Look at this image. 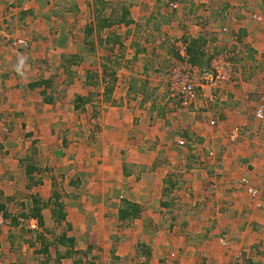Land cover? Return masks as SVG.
<instances>
[{"label": "rangeland", "instance_id": "374dc122", "mask_svg": "<svg viewBox=\"0 0 264 264\" xmlns=\"http://www.w3.org/2000/svg\"><path fill=\"white\" fill-rule=\"evenodd\" d=\"M94 1L0 0V3L5 5L4 7L1 5L4 11L1 9L3 12L0 13V191L8 192L7 199L13 198L7 201L6 209L10 218L6 222V227L0 232V250L5 243L6 246H11L18 241L20 244L16 247L15 253L22 254L23 249L28 248L29 244L24 239L33 240L35 235L23 231L21 227L19 232L14 230L15 225L19 223L16 217H21L30 211L33 201L28 199L27 195H35L42 191L47 194L51 183L53 191L65 195L67 192L75 193L77 186L71 185L72 181H80L77 193L82 191L81 199L60 196L64 205L81 212L80 207L87 210V207L95 205V200L90 199L89 191L100 188L110 192V199L114 206L118 202L123 205L124 200L129 198L133 202L138 199L141 207H148L149 203L157 202L160 197V191L156 185L168 179V182H176V188L168 194V199L164 200L175 201V216L159 214L156 220L160 221L159 224L155 227H153L154 222L149 225L150 229H145L147 234H144V237L141 230L134 229L127 231L122 239L111 234L112 236L106 242L101 239L103 242L101 250L95 249V253H89V255L85 254L86 246L90 244L89 240L93 234H99L96 230L89 235L84 234L82 227H78L75 232L66 231V227L52 226L48 220L46 221L49 224L47 229L54 231V236L47 234V237L55 240V236H61L67 232L68 236L76 238V250L79 254L66 257L65 264H74L79 260L83 261V264H152L153 257H156L154 262L156 259L159 260V264H196L198 255L193 257V253L190 255L191 252L187 250L198 247L197 245L202 243L203 239L205 243H210V249H207L209 253H213L218 248L221 249L220 256L214 254L211 256L214 260L221 261V264H264V138L260 139L259 130V134L256 130L250 131L251 126L247 123L251 115L249 113L259 99L256 101V97H253L254 106L246 111L249 110L248 117L243 116L240 119V115L234 113L226 118L229 104L226 103L224 107H221L220 95H218H227V92L234 90L236 83V87H241V90L253 93L255 80H264V58L255 62V55L253 59L249 57L253 49L255 52H264V0H233L234 4L230 6L229 11L231 14L223 16L218 12L215 14L214 11L228 3L224 0H105L113 3L108 10L109 14L111 9L119 7L118 4L129 6L133 24L127 28L115 26L110 30L102 31L100 36L95 31L92 37L86 38V26L93 23ZM176 1H181L183 6L180 7L181 3ZM203 5L207 7V11ZM173 10H176V13H171ZM238 15L251 17L252 25L256 26L255 34L245 37L241 32L231 33L230 21L236 19ZM202 17L210 20L208 23L210 29L202 33H207V36L204 35L208 39L216 40V42H208L210 52L212 49L216 53L220 51L219 56L233 59L239 51L231 53V50L237 46L238 49L244 50L249 60L245 63L242 59L241 62L245 65L232 60V67H237L236 75L232 81L218 89L207 85L201 88L197 83L198 105L205 103L209 97L213 100L209 103L208 114H194L188 111L189 108H181L180 104L172 98L170 84L172 61L161 69L162 65L159 62L163 61L165 64L166 61L162 59L158 61V58L162 57L159 55H165L168 52L169 43L173 42L181 46L185 43L184 39L189 38L185 36L197 35L199 31L195 34V28H200L198 25L201 26V22L204 24ZM186 18L190 21L187 22ZM183 20L188 28L187 35V31L180 27ZM170 27H175L172 34L170 33L172 36H168ZM114 33L122 37L123 48L117 46L111 51L110 45L101 44L100 41ZM153 37L157 38L155 42ZM87 40L94 41V50L87 44L89 43ZM239 40L243 44H240ZM161 45H164L163 48H160ZM244 45L251 48L245 49ZM254 45L258 48L257 50ZM24 48L26 50L20 55L19 50ZM141 49H145V52ZM137 50L141 53L137 54ZM229 51L231 52L227 53ZM71 56H79L83 61L79 65H69L68 58ZM115 58L116 60L118 58L116 62L120 65L117 68L120 81L112 96V102L103 101L101 105L97 92L100 90L102 92L103 86L93 88L88 86L87 80L94 84L96 81L94 74L102 72V65L108 59ZM157 61L158 65H156ZM37 62L40 63L39 66ZM66 65L71 67L67 70L63 68ZM37 69H42V74L38 76L43 75L45 80L52 78L54 74L58 75L54 83L55 86L57 85L56 94L53 95L52 89H49L55 103L49 107L50 110H44L43 96L40 95L41 87L34 91L30 88V84L36 80ZM195 79L198 80V77ZM205 87H209L210 91L203 95ZM168 92L170 98L167 103L164 97L168 95ZM13 95H17L14 102ZM143 95H149L151 103H156L158 116H166L168 127L172 130L166 134L159 133V139H145L144 142L148 147L146 150L134 149L136 153L133 152L128 157L125 156L127 153L118 155L121 156L120 161L127 159L128 163L135 159L137 152H151L148 153L151 155V163L157 157L151 179L142 177V167L137 164L129 162L116 167L115 158H111L113 152L107 157V153L106 155L103 153L102 146L98 145L103 139L101 127L113 125V122L105 121L106 118H104L110 105L117 106L115 110L118 111L119 117L127 116L123 122L125 127L140 126V123L136 125V120L140 118L135 116V113L140 112L144 106H142ZM238 95L240 99L245 96L242 93ZM77 96L84 99L90 97L92 102L82 105L80 109H75ZM24 104L27 105V114L24 112ZM64 104L66 106L61 108ZM67 105H72L73 109ZM63 109L71 113L68 114L66 121L61 119L62 123H59V120L55 122L60 111L65 113ZM147 115L153 117L152 112H147ZM132 118L135 119L133 122H131ZM250 118V122L254 123L253 116ZM115 119L117 120L118 117ZM243 119L245 124L239 125V121ZM194 122L198 123L195 128ZM189 123L191 128H188L190 126L182 128L184 124L190 125ZM255 125L259 129L257 123ZM238 128L245 131L240 140L233 142L230 137ZM184 134L191 143L189 141L190 146L180 149L176 140ZM66 137L75 139L71 144L77 142L78 145L67 147L64 144ZM93 137L99 139L98 143L94 144ZM108 139L110 141V137ZM160 141L167 143L165 145L170 143V147L160 152L150 151L152 148L155 149ZM254 145L259 148L253 149ZM249 149H253V152ZM220 152L225 155V158L221 159V166L225 173L227 167L236 170L240 180L239 182L229 181L226 184L228 187H224L225 184L218 176L217 182L220 186L222 185V188L212 192L213 196L214 193L218 196L210 202L196 204L195 199L206 187L205 182L215 185L213 177L210 179L205 176L214 172L211 170L213 166L209 163V153H213L214 156V153L216 155ZM27 155L32 156L30 163H25ZM130 156L132 158H129ZM250 162L252 164H249ZM30 164L36 168L37 173L31 175L26 173ZM221 166L217 171L222 169ZM244 166L249 169L246 174ZM126 174H134V177L128 180ZM25 176L29 179L28 184L42 181L44 187H36L31 192H26ZM243 177L248 179V186L253 190L250 195L246 187L241 184ZM151 186L152 190L149 192ZM243 191L247 192V197ZM82 199H85L87 203L83 204ZM191 206L198 211L189 214L190 219L186 222H195L196 229L187 228V232L182 228L171 231L169 225L171 217H177V224H180L181 211L185 210L184 207L190 210ZM209 206H215L217 209L214 212V208H208ZM186 214L184 217L187 218ZM101 216L99 212L88 214L85 218H89L87 220L89 227L95 226L97 218L99 220ZM20 224L26 223L20 222ZM184 232L187 235H184ZM148 236L156 239L154 243L151 242V249H153L152 256L149 258L151 262L142 258L135 259L136 255H140L142 243L147 245ZM179 239L182 240L178 242ZM216 242L219 246L213 249L211 245L214 247ZM50 248L52 259H57L55 256L58 249L55 246ZM60 248L65 256L68 249ZM249 250H253L254 255ZM60 255L58 254V258ZM184 255L183 262L180 257Z\"/></svg>", "mask_w": 264, "mask_h": 264}, {"label": "crops", "instance_id": "0c3cea01", "mask_svg": "<svg viewBox=\"0 0 264 264\" xmlns=\"http://www.w3.org/2000/svg\"><path fill=\"white\" fill-rule=\"evenodd\" d=\"M224 1L228 2V3H225V4H230L228 6V9L226 10L227 12L225 14H231V13H229V11L231 10L230 6H232V4H234L233 0H224ZM176 2H178L179 4L181 3L180 7L183 6L181 1H176ZM14 4L16 5L17 3L15 2ZM1 5L3 7L5 6L4 3H2V2L0 3V7H1ZM203 7H206V6L203 5ZM1 9L3 10V8L2 7L0 8V13L4 11V10L2 11ZM220 9L221 8L219 7V13H220L221 16H223L224 13H222L220 11ZM18 10L20 11V9H18ZM23 10L26 11L27 9H23ZM205 11H207V7H206ZM171 13H176V10H173V12H171ZM206 14H208V13H206ZM202 18H203L204 24H202V22L200 21L201 22V26L198 25L199 22L197 24L200 28H195V32H194L195 34H196L197 31H199L197 33V35L185 36V37L198 38V37L203 36L204 34L207 35V33H202V32L210 29V25L208 24L210 20L208 18H206V17H202ZM186 20H187V22L190 21L187 18H186ZM251 21L252 20H251L250 16L246 17L244 15H238L236 19H234L233 21H230L232 23L231 24L232 25L231 26V33L235 34V32H241L245 37H248L251 34H255V29L254 28H256V26L252 25ZM185 23L186 22L183 20V24L180 25V27H182L184 30L187 31L186 32V35H187L188 34V28L185 26ZM170 28H171V31L169 32L168 36H172L171 34L175 30V27H170ZM260 35H262V33H260ZM168 36H167V38H169ZM241 44H243L242 41H241ZM163 46L164 45H161L160 48H163ZM254 48H255V50L258 49L255 45H254ZM254 55H255V57H254L255 62H258L260 60V58L261 59L264 58V52H261V51H256L253 54V56ZM159 56H162V57H159L158 61L161 60V59L162 60H165L166 58L168 59V57H165L164 54L163 55H159ZM158 61L156 62V65H158ZM245 63H246V61H245ZM159 64H161L162 67H163V65L165 66L163 61H160ZM239 68H241V67H239ZM196 69H198V68H196ZM256 83H258V84H256ZM236 85H237V83H236ZM236 85L234 86V90L233 91H229V92L226 93L227 95L224 96V94H218V95H220L219 96L220 97L219 105L221 107H224L226 103L229 104V110L225 114L226 118H228L229 116H232V115H234V113H236V114L240 115V119H242L243 116L244 117H248L247 113H249L250 108H253L255 100L257 101L259 96L262 95V93H264V80H260V79L255 80V86H254V92L253 93H251V91L249 92L248 90H243V89L241 90V87H239V86L236 87ZM208 88L209 87H205L204 88L205 91L203 92V95H204V93L208 92V90H209ZM212 92H214V91H212ZM214 93L216 94V92H214ZM238 93H242L245 96L240 99V98H238L239 97ZM254 96L256 97L255 100H253ZM16 97H17V95H13V98H12L13 102L15 101ZM164 98H166L165 100L168 103V100L170 98L169 92H168V95L165 96ZM99 99L101 100L100 104L103 105V101H104L103 97H101V98L99 97ZM212 100H213V98L209 97L206 100V102L205 103H201V105H198V101H197L194 106L189 108L188 111H191L194 114L195 113H197V114H199V113L208 114L209 113L208 108L210 107L209 103H212ZM252 100L254 101L253 104H252ZM149 101H150V99L147 100L146 96L143 95L142 106L143 105L144 106H143V108H142V110L140 112L135 113V116H138V118H140L139 120H136V125H138V123H140V126H138V127H129V126L125 127V125H123V122H124V120L127 119V116L119 117L118 111L115 110V109H117V106L116 105H112V106L110 105V108H109L107 114H104V112H103V114H104V118H106L105 121L109 120V122H111V123L113 122V125L102 126L101 128L103 130V135H102L103 139L100 140V143H98L99 139L97 140V137H93V142H94V144L98 143V145L100 144V146H102L103 153H104V155H106V153H107V155H106L107 157H109L111 155V152H113V154H112L113 156L111 158H115L116 164H114V165L116 167H118L120 164L121 165H126L129 162L137 164V165L142 167V172H141L142 173V177L151 179L152 175L154 174L155 162H157V157H156L154 159V161H152L154 164L151 163V161H150L151 160V155H148V153H151V152H147V151L146 152H139V153L137 152L135 159L133 161H128V163L126 162L127 159L125 161L124 160L120 161L119 157H121V156L118 155V154L122 155V154H126L127 153L125 156L128 157L131 153L134 152V149H136V151H138V150H146V148H148V147L146 146V144L144 142L145 139H151V140L159 139L158 138L159 133L166 134V132L169 133V130H172L171 128L168 127V122H166V119H165L166 116H164V115L161 116V117L158 116L159 113H158V109L156 107V103L153 104V103H151V101L150 102ZM44 105H45V109L44 110H50L49 107H52V105H47V104H44ZM148 105H149V107H148ZM65 106L66 105L64 104V105L61 106V108H64ZM67 107H71L73 109L72 105H69ZM26 108H27V105L24 104V109H25L24 112H25V114H27ZM149 108H150V110H149ZM248 108H249V110H248V112H246ZM63 110L65 111V113L63 111H60V113L58 114L57 118L54 120L55 122L57 120H59L60 122L59 121L58 122L62 123L61 119H62V121H66V118L68 117V114L71 113V112L69 111V113H68V112H66L65 109H63ZM252 110L249 113V114H251L249 116L250 117L253 116V122L254 123L250 122V120H251L250 117H249V120H248L247 123H249L250 125L249 124L248 125L251 126L250 127L251 128L250 131L256 130V133H257L258 130H259V132H260L259 136H260V139L262 140L264 138L263 135H262V124H260L258 121H256V119H254V114H253L254 112ZM51 112L53 113V110H51ZM147 112L148 113L152 112V116L153 117H151L150 115H147ZM222 113H223V111H222ZM117 117H118V119L116 120L115 118H117ZM119 119L121 121H119ZM134 120L132 118L131 122H133ZM147 122L149 124H147ZM240 123H244L245 124L244 119L239 121V125H241ZM256 123H257L259 129H257V127H255ZM196 124H198V123L194 122V124H193L194 128H195ZM236 124H238V122ZM188 126H190V127H188ZM99 127H100V125H99ZM185 127L191 128V124L190 125L184 124L182 128H185ZM60 129H61V127H60ZM259 132H258V134H259ZM109 137H110V141L108 139ZM74 140L75 139H68V137H66L64 139V144L67 147L69 145L74 147L75 145H78L77 142L71 144L72 142H74ZM161 141L156 145L155 149L152 148V150H150V151L157 150V151L160 152L162 149H168L170 147V143L168 145H165L167 143L164 144V142H161ZM176 147H177V145H176ZM179 148L180 149H184L185 147H179ZM254 148H259V147L254 145L253 149ZM253 149H249V150L251 152H253ZM134 153H136V152H134ZM160 154H162V153H160ZM27 156L25 158H27ZM132 156H134V155H132ZM132 156H130L129 158H132ZM209 156H210V158H208L209 159V163L213 166V168L211 170H214V172H211L210 174H205V176H207L206 178H210V179L214 178L215 179V181H214L215 185H213V183L210 184V182L209 183L205 182L206 187H204V190L201 191V195H199V197H197L195 199L194 203H196V204H200L201 202H203V203L204 202H210L211 199H214L215 197L218 196L216 193H214V196H213V193H212L216 189L222 188L221 187L222 185L220 186V184L217 182L218 176H220V181L222 180V183L225 184L224 187H228V185H226V184L229 181H231V182H233V181L239 182V180H240V177L239 178L237 177L238 174H237L236 170H232V169L227 167L226 173H225L224 168H222V166H221V162L225 158V155L222 152L216 154L215 156H213V153H209ZM212 157H214V158H212ZM101 160H103V159H101ZM257 160H254V161H257ZM252 162H250L249 164H252ZM220 166H221L222 169L220 171H217L218 168H220ZM244 168H245V174H246V172L249 171V169L246 166H244ZM239 169H242V168L239 167ZM240 173H241V171H240ZM125 176H126V178L128 180H131L134 177V174H131V175L130 174H126ZM221 177H222V179H221ZM141 180L143 181V179H141ZM166 180L167 179H165L164 181L162 180L160 182V185H156L157 189H159V191H160V197H159V199H157V202L153 201L152 202L153 204L149 203L148 207L147 206L146 207H141L140 206L141 214H142L141 218L139 220H133L132 223H129V225L131 224L130 227L126 228L125 230L123 228L119 227V225L117 223L119 210H120L122 205H120V203L118 202V204L114 206V204L112 203L113 202L112 199H110V192L105 190V188H103V189L100 188L99 190H97V189L90 190L89 191V194L91 196L90 199H94L95 200V205H92L91 207H87V210H85V209L80 207V210H82L81 212L79 210L74 211L73 209L68 208L66 206V204H65V212L67 214L66 222H67V224L69 223V225L71 226V230L70 231H74L75 232V230L78 229V227H82L81 229L83 230L84 234L89 235V233H91L92 231L96 230V232H98L99 234L95 233V234H93V236H96V237H100L101 236V237H103V241H105V242L110 236H112L111 234H114V235H116L117 238L122 239L124 237L125 233L127 231H129L130 229H134V230H137V231L141 230L142 231L141 234L144 237V234H147L145 232L146 231L145 229L146 228L148 230L150 229L149 225H151L153 222H154L153 223V227H155V225L159 224L160 221H156L158 219V215L159 214H163V215H165V214H173L175 216V211H174L175 201L174 200H171V201L163 200L165 198L168 199L167 198L168 195L165 194V191H167V185L165 183ZM25 181L27 182L26 192H31L33 190V188H36V187H44L42 185H39V186H34L33 188L29 189V186L31 185V182L28 184L29 179H26V176H25ZM79 183H80V181H78V180H76L74 182L72 181V183H71V185H73L74 187L77 186V189H75V193L74 192L73 193L67 192L65 195L64 194L61 195V193H58V194L61 195L62 197H65V198H75V200H78V198L81 199V195H82L81 192L82 191L80 193H77L78 192V188L80 186ZM45 186H46V183H45ZM239 187H241V186H239ZM46 188H48V187H46ZM52 188H53V185L51 183V186L47 190V192H48L47 194H46V192L44 193L42 191V193L41 192H37L35 195H27L26 197L28 199L32 200V201H34L35 198H36L37 200L42 201L44 203L43 205H46L48 203V201L50 200L52 193L55 192V191L52 190ZM90 188H91V186H90ZM151 188H152V186L149 188V192L152 190ZM91 189H94V188H91ZM243 192H244V194L247 197V192L246 191H243ZM7 193H5V191H0V204L5 206V207L8 206L7 201L13 199V198H10V199L8 198L7 199V196H8ZM90 199H88L89 203H90ZM82 200H83L82 201L83 204L87 203L85 199H82ZM124 201H129V202H132V203H136L138 205L140 203L138 199L135 200V202L130 201L129 198L125 199ZM154 202H155L156 205L154 204ZM166 205H168V207H166ZM33 206H34V204L32 203V205L30 207L32 208ZM31 208L29 210H31ZM184 208H185V210H182L181 213H180V216H182V217H179L180 224H177L178 223L176 221L177 217H171L170 224H169L170 228H171V231H175L176 229L181 230V228H182L184 231L187 232V228H189V230L196 229L195 222L191 221L190 223H187L186 221L190 219L189 214L198 211L197 208L192 207V206H191L190 210L189 209L186 210L187 207H184ZM208 208H214V212L217 209L215 206H209ZM43 212L46 215L45 219H44L46 228L49 227V224L46 223V221H48V220L52 223V226L53 225L59 226L57 223L54 222V220L51 217V214H49L51 212V207L49 209H44ZM93 212H95V213L99 212L102 216L99 218V220L97 218V220H96V222L94 224L95 226H93V227L90 226L89 227V222L87 223V220H89V218H85V217H87L88 214L93 213ZM186 212H187V214H186ZM185 214H186L187 218L184 217ZM110 220H111V222H110ZM20 227H25L26 229L29 228L31 230H36L38 228V223L35 220L31 219L30 221H27L25 225H20ZM263 228H264V225H263ZM13 229L17 230V232H19V228L18 227H15ZM32 234L34 235L35 233L32 232ZM184 235H187V233L184 232ZM155 240H156L155 237L151 238V237L148 236V239L146 241V244H147L146 246L151 251V256H152V253H153V249H151L152 248L151 242L154 243ZM180 240H182V239H179L178 242H180ZM187 241H189L188 238H187ZM33 242H34V240L32 241V243ZM32 243H29L28 248H24L23 249V253L22 254L15 253L16 249H17L16 247L20 244L19 241L16 242V243H13L11 246L10 245L6 246V243L4 245H2L3 246V248H2L3 257L0 258V260L2 259V264H43V262L45 263L44 254H38L37 252L39 251V249L33 248L32 247ZM189 243H190V241H189ZM144 244H145V242H144ZM209 244L205 243V240L203 239V242L197 245L198 247H193L192 249L188 248L187 251L191 252L190 255H192V253H193V255H192L193 257H194V255H198L197 256L198 260H196V264H206V263L208 264L210 262H212V264L213 263H216V264H221L222 263L221 261H219L217 259L214 260L211 257V256H213V254L217 255V256L221 255V253H220L221 249L220 248H218V249L216 248V247L219 246V243H217V242L214 243L215 244L214 247L211 245V247L213 249H217L213 253H209L207 251V249H210V247H209L210 245ZM255 244H257V243H255ZM255 244H252V245L254 246ZM38 245H40V244H38ZM142 245H143V243H142ZM35 246H37V244H35ZM202 249H204V250L202 251ZM200 251H201V253H200ZM49 252H50V254H52L51 248H50ZM249 252L252 255H254L253 250H249ZM35 253H36V255H34ZM58 254H61L59 257H63L61 259V261H62V264H65L66 261L64 262V260H67V258L66 257L64 258V254L62 252L59 253L58 250H57V255L55 256L57 259H58ZM155 258L156 257H153L151 259L152 264H156V263L159 264V260L158 259H156V262H154ZM184 258H185V255L180 257V259L183 262L185 260ZM151 261L149 260V262H151ZM178 262H179V257H178ZM0 264H1V261H0Z\"/></svg>", "mask_w": 264, "mask_h": 264}, {"label": "trees", "instance_id": "16d2710c", "mask_svg": "<svg viewBox=\"0 0 264 264\" xmlns=\"http://www.w3.org/2000/svg\"><path fill=\"white\" fill-rule=\"evenodd\" d=\"M113 3L110 1H105V0H95L94 4H93V12H94V17H93V23H90L89 25L86 26L85 29V34H86V38L92 37L95 33V31H97L98 36H100L101 32L104 30H110L115 26H122V27H130L133 24V20L131 19V11L129 6L127 5H122V4H118L119 7H117L116 9H111V13H108V10H110V6ZM230 4H225L222 5L220 11L222 13H226L228 6ZM122 6V7H121ZM214 10V9H213ZM215 14H220L219 13V9L217 11H214ZM24 13V12H23ZM207 36V35H206ZM205 35L198 37V38H186L184 39V44L186 45V55H187V59H188V63L191 67L193 68H198V69H211L212 68V64L213 62L218 58L221 57L219 55H221L220 51H218L217 53L212 49V52H210L209 50V46H208V42H216L215 39H208ZM154 42L157 39L156 37H153ZM89 42V40H87ZM176 42V41H175ZM240 44L241 41L239 40ZM101 44L106 43L107 45L111 46V51L114 50L115 47L119 46V48H123V42H122V37L120 35L117 34H110L106 39L103 40V38L100 41ZM165 43V42H164ZM162 43V44H164ZM88 45H90L91 49L94 50V41L90 40L89 43H87ZM169 47H168V52L165 54V57H168V59L166 58L165 61V65L170 64V62L172 61L173 66L175 65V62H181L182 61V55H181V51L180 48L178 47L177 44L175 43H169ZM139 47V46H138ZM243 47H246L245 49H250L251 47H248L246 45H244ZM28 47H26L27 49ZM25 48L22 50H19L20 55L22 53H24V50H26ZM223 50V49H221ZM236 50L239 51V54L237 53V55H235V57H233V59H228V61L231 63L232 60L234 62H241L242 59L244 60V62L248 61L249 58L245 55V52L243 49H238V47H234L231 51L227 52V53H233ZM141 51L145 52V49H141ZM141 51L137 50V54L141 53ZM213 53V54H211ZM252 53V55L250 54L249 57L251 59H253V54L255 53L254 50ZM159 57V56H158ZM64 59H66V57H63ZM118 60V58H117ZM116 58L114 60H110L108 59L106 61V63H104V65H102V72H98L95 73V83L92 84L90 82V80H87V84L88 86H93V88H98L101 85L103 86V91L101 92H97L98 96L101 98H104V101L107 103L112 102V96L115 92V89L117 87L118 82L120 81L118 78V66L120 67V65L118 64ZM68 61L70 62L69 65H79L83 60L81 57L79 56H71L70 58H68ZM114 64V65H109V64ZM38 66L40 65L39 62L36 63ZM232 64V63H231ZM242 65V62L240 63ZM233 65V64H232ZM172 66V67H173ZM71 66H65L63 68L65 69H69ZM164 67V65H163ZM163 67H161V69H163ZM147 71V68H145ZM236 70L237 67H233L232 68V78L231 81L234 79L235 75H236ZM245 70V69H243ZM35 77L36 80L34 82H32L30 84V88L34 91L37 88L41 87V93L40 95L43 96V103L47 104V105H53L55 104L53 101V96L50 94L51 91H53V95L56 94V86H55V81H57L58 79V75L54 74L52 76V78L50 79H46L45 77L43 78V75L38 76L39 74H42V69H37L35 72ZM100 74V75H99ZM39 77V79H38ZM40 80V81H39ZM134 80V79H132ZM52 89L51 91H49V89ZM48 90V92H47ZM91 96V95H90ZM264 97V93H262V95L259 96V100L257 101V105L253 108V114L255 115V110L257 108V106L261 103V101L263 100ZM92 98L88 97L86 99H84L83 97L77 96L75 101L77 103L75 109H80L82 105H85L87 103H91ZM146 99L149 100V95L146 96ZM174 100H176L179 104L180 101L178 98H173ZM261 99V100H260ZM172 100V99H171ZM115 103V102H114ZM69 106V105H67ZM182 108V107H181ZM255 119V116H254ZM245 131L244 129H242V132ZM181 139H183L186 144L184 147L190 146L189 141L190 139L184 134L180 136ZM191 143V141H190ZM215 156V153H214ZM32 161V156L28 155L27 158L25 159V163H30ZM26 173L28 175L37 173L36 172V168L33 167L32 164H30L27 169H26ZM30 180H32L30 178ZM166 185H167V191H165V194L168 195L172 190H174L176 187V182H172L169 181L168 179L165 181ZM42 181H40L39 183L36 184H31L29 186V189L33 188L34 186H39L42 185ZM170 186V188H169ZM164 200V199H163ZM34 206L31 208V210L28 212V214L25 215H21V217H16V220L19 222L18 224L15 225V227L20 228V222L21 223H26L27 221L35 220L38 223V228L36 230H31L29 228H27V230H25L23 227H21L23 229V231H28L32 234L35 233V238L33 239L34 242L32 243L33 240L25 238L24 241L26 243H32V247L39 249V251L37 252L38 254H44L45 257V263L43 262V264H62L61 259L63 257H59L58 259L53 260L52 259V254H50L49 250L51 246H55L58 249V252L61 253L62 248L60 247H64L66 249H68V251L65 253V257H73V255L75 254H79L77 249V241L76 238L74 237H70L68 236V233L65 232L63 234H61V236H55L56 239L55 240H50L47 237V234H51L54 236V231L47 229L45 227V214H44V209H49L51 207V212L49 214H51L52 219L54 220L55 223H57L59 226H63L66 227V231H70L71 230V226L67 225V214L65 212V205L62 202V197L57 193L54 192L51 195L50 200L48 201V203L46 205H43L44 203L40 200H37L35 198V200L33 201ZM164 204V203H163ZM51 205V206H50ZM166 207H168V205H166ZM6 207L0 204V213L3 214L4 218L6 220H8L10 217L8 215L7 210L5 209ZM47 214V213H46ZM142 214H141V208L140 205L136 204V203H132L129 201H124L123 205L121 206L120 210H119V214H118V218H117V223L119 225V227L123 228L124 230L126 228H129L130 225L129 223H132L133 220H139L141 218ZM20 237H22V235H20ZM19 237V238H20ZM24 238V237H22ZM20 238V239H22ZM102 237H96L93 236L89 242L90 244L87 245V251H86V255H89V253H93L95 251V249H99L101 250V246H102ZM31 241V242H30ZM35 244H37V246H35ZM40 244V245H38ZM60 246V247H59ZM140 255H136L134 258L135 259H146L149 260L150 256H151V251L149 250V248L146 245H141L140 247ZM95 253V252H94ZM3 257V251H2V255L0 256V258ZM97 257H95L96 259ZM2 260V259H1ZM0 260V261H1ZM84 262L79 260L76 261L74 264H83ZM2 264V263H1ZM144 264V263H143Z\"/></svg>", "mask_w": 264, "mask_h": 264}, {"label": "built area", "instance_id": "2783aa9c", "mask_svg": "<svg viewBox=\"0 0 264 264\" xmlns=\"http://www.w3.org/2000/svg\"><path fill=\"white\" fill-rule=\"evenodd\" d=\"M177 7V6H176ZM256 19V16H254ZM181 51L182 61L177 62L170 71V84L172 98H178L180 106L184 109L191 108L197 102V83L203 88V85L218 89L231 81L232 64L227 57H218L212 64L211 69H196L189 65L186 55V45L178 46ZM198 77V80L195 79ZM255 119L261 124L264 123V98L255 110ZM242 130L236 129L230 137L231 141L241 139ZM262 135L264 137V125H262ZM178 145L184 147L186 142L179 138L176 140ZM241 184L246 187L248 194L252 193V189L248 186V179L243 177ZM7 220L0 213V232L7 225ZM2 250H0V256ZM143 260H146L143 258Z\"/></svg>", "mask_w": 264, "mask_h": 264}, {"label": "clouds", "instance_id": "9594fccd", "mask_svg": "<svg viewBox=\"0 0 264 264\" xmlns=\"http://www.w3.org/2000/svg\"><path fill=\"white\" fill-rule=\"evenodd\" d=\"M177 142V141H176ZM178 144V143H177ZM181 147V146H180Z\"/></svg>", "mask_w": 264, "mask_h": 264}]
</instances>
